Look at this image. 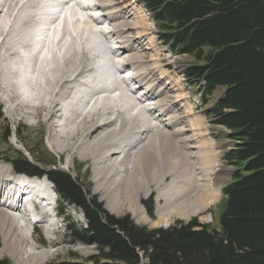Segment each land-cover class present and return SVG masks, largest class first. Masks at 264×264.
Returning a JSON list of instances; mask_svg holds the SVG:
<instances>
[{
    "label": "bare ground",
    "instance_id": "bare-ground-1",
    "mask_svg": "<svg viewBox=\"0 0 264 264\" xmlns=\"http://www.w3.org/2000/svg\"><path fill=\"white\" fill-rule=\"evenodd\" d=\"M32 1H17L21 11L16 9L19 17L14 14L16 19L23 22L19 19L11 21L15 22L13 25L17 24L14 28L21 37L19 41H33L29 43L30 47L26 44L28 50L19 53L18 41L15 43L10 40L12 37L5 36L9 38L6 45L14 42L4 50L8 56L0 62V67H3V78L0 80L11 86L3 92L10 102L5 101L10 104L6 108L7 118L18 126L27 121L26 124L36 125V128L47 127L51 146L65 158L67 165L74 166L76 161L86 163L90 170L92 191L111 214H119L123 207H127L132 217H140L139 220L145 223L147 220L139 204L153 196L156 225L167 228L165 225L174 219L187 220L192 217L210 221L208 212L219 198L226 171L218 163L213 140L207 137L199 122H194L189 96L173 78L174 71L169 69V64L160 62L159 56L148 54L152 47L148 34L154 28L142 18L139 23L130 21L137 18L136 14H141L134 8L137 1L94 0L91 4L90 0H64L65 5L78 7L82 17L70 23L79 12L69 9V18L62 21L60 29L59 26L53 28L58 31L54 34L51 33L53 29L49 34H44L46 29L43 27H48L49 18L44 12L42 0H36L38 3L34 8ZM97 10L98 14L95 13ZM7 16H10L9 13ZM30 18L38 23H32L29 30L27 22ZM3 19L5 25L7 18ZM64 21L69 22V28L72 26V32L73 28L78 27L76 31L81 35L87 28L89 35L109 36L113 44L107 48L112 56L110 63L108 57L106 61L97 60L88 43L92 40L82 39L80 45L75 43L78 46H74L71 39L73 45L66 44L63 52L59 50L61 55L52 53L56 50L55 34L60 33L67 24L63 25ZM4 25L0 23L2 28ZM103 26L107 31L101 28ZM11 32L16 37V32ZM67 33L69 35L63 37L66 41L63 45L72 35L71 32ZM37 34L51 38L49 43L46 39L44 45L39 44ZM91 37L87 38L90 40ZM63 38H60L61 43ZM105 43L107 47L109 44L107 41ZM44 46L52 50L51 57ZM1 47L4 49V46ZM58 47L61 49L62 46ZM1 54L3 58L4 53ZM145 55H148V59H145ZM109 68L112 72H108ZM127 71L130 75L124 78ZM156 74L158 79L155 78ZM2 83L0 81V90L5 85L1 88ZM110 91H116L118 95L108 99L95 97L98 93L107 94ZM1 98L0 108L4 99ZM1 115L5 120L6 114L0 110ZM5 128L7 130V126ZM9 169L4 161H0V189L9 183L5 179ZM45 187L44 184L40 185L34 196H45ZM25 198L20 194L19 202L7 204L0 196V256L7 251L14 264H42L52 259L54 253L41 250L46 244L45 240L34 238L31 234L28 238L24 237V228L29 223V204ZM61 213L59 207L49 211L39 208L37 213L40 218L37 224H42V227L35 228L52 235V245L62 244L56 238L52 239L54 234H59Z\"/></svg>",
    "mask_w": 264,
    "mask_h": 264
},
{
    "label": "trees",
    "instance_id": "trees-1",
    "mask_svg": "<svg viewBox=\"0 0 264 264\" xmlns=\"http://www.w3.org/2000/svg\"><path fill=\"white\" fill-rule=\"evenodd\" d=\"M142 5L170 52L194 60L183 75L203 104L221 93L204 112L227 130L232 143L223 156L232 171L222 190L218 229L195 220L167 229L137 227L128 217L109 216L77 180L50 170L46 158L40 162L44 167L22 156L6 161L18 173L46 175L61 203L82 211L85 227L68 229L76 242L95 246L99 254L91 264H264V0H143Z\"/></svg>",
    "mask_w": 264,
    "mask_h": 264
},
{
    "label": "rangeland",
    "instance_id": "rangeland-1",
    "mask_svg": "<svg viewBox=\"0 0 264 264\" xmlns=\"http://www.w3.org/2000/svg\"><path fill=\"white\" fill-rule=\"evenodd\" d=\"M1 4H0V23L1 25H4V22L2 23V16L4 17V19H6V22H5V27L2 28L1 27V31H0V62H3L1 61L2 59L4 60V58L6 57V53L4 52V50L6 51L7 48L10 47L12 41H14L16 44H17V49L20 53V51L23 53V51L25 50H28V48L30 47V44H32L33 41H26L25 43V40H21L19 41L18 38H21L20 36L17 35V32H16V28H14V26H16L17 24H14L15 22H11L12 20H18L19 18L16 19V15L18 16L17 12H19L18 10L21 9L20 6H18V2L20 0H0ZM7 1V3H6ZM13 1V2H12ZM18 1V2H17ZM38 1V0H37ZM34 0L31 2L33 4V8L36 7L34 5H37V2ZM40 1V0H39ZM91 4H93L92 2H95L94 0H90ZM134 1H137L136 2V5H134V8L136 11H139V13H141L140 15L139 14H136L135 16H137V18L135 19H131L130 21L133 23V22H138L139 23V20L142 18L144 19L151 27H153V24H152V21L150 19V17L148 16L147 12L144 11V9L141 7V5L139 4L140 2H138L139 0H134ZM13 3V4H10V3ZM37 2V3H36ZM17 3V4H16ZM31 3H30V6H31ZM2 5V6H1ZM8 5V6H7ZM13 7H12V6ZM5 6L8 7L5 9ZM11 9H10V7ZM16 6V8H15ZM19 8V9H18ZM31 8V10L33 9ZM8 9V10H7ZM12 10V12L10 10ZM16 9H18L16 11ZM21 11V10H20ZM81 11V10H80ZM9 13L10 16H5L2 15L3 13ZM83 12H86L85 10H83ZM98 10L95 12L96 14H98ZM12 13V14H11ZM16 15H15V14ZM14 14V16H13ZM32 14H35L34 12ZM81 14V15H79ZM87 14V12H86ZM85 14V15H86ZM83 14V16H85ZM6 17V18H5ZM19 17V16H18ZM82 17V13H78L75 15V19L73 18V22H70V23H75V20L76 18H81ZM14 18V19H13ZM3 19V21H4ZM31 19V20H30ZM29 21L27 22V25L29 27V30L30 28H32L31 26H33V24H37L38 22H33L34 18H30ZM49 20V19H48ZM47 20V21H48ZM19 21L23 22L22 20L19 19ZM17 21V22H19ZM38 21V20H37ZM21 22H19V24H21ZM33 23V24H32ZM67 23V24H66ZM69 22L67 21H64L63 25V32L61 30V35H57V34H60V33H57L55 34V39H54V49L56 50H51L52 53H57L59 55L61 50L64 49L66 47V44L68 45H73L72 41L74 42V46H78L76 44H79L80 45V40H88V41H91V42H88L92 48H93V54H96L95 56L98 57L97 60L99 61H105L102 60L103 57L101 56V51H102V48L104 47V43L105 41H107V43L109 45H107L106 47V43H105V48H104V51L109 54V57H108V61L110 63L111 61V54L109 53L108 49L111 45V47L113 46L112 44V40H110L109 36L106 35L105 38H103L104 36L103 35H100L97 36L98 37H95V34H92V35H89L88 31L84 28V32L87 31V33H82V35L79 33V31H76V29L78 27H76V29L74 30L73 28V32H72V26H70L71 28H69L68 26L70 24H68ZM12 24V25H10ZM7 25L9 26V28H14V29H11L12 31H15L16 33V37H17V40H16V37H13L11 33H14V32H11V30L7 27ZM25 24V26H27ZM43 25V24H42ZM41 25V26H42ZM44 25H45V22H44ZM11 26V27H10ZM13 26V27H12ZM27 27V28H28ZM68 27V28H67ZM106 26H103L101 28H104L103 30L107 31L105 29ZM96 28V27H95ZM154 28V27H153ZM3 29H4V32H3ZM9 29L10 30V34H9ZM69 29V31L67 30ZM71 29V30H70ZM80 29V28H79ZM94 29V28H93ZM67 30V31H66ZM78 30V29H77ZM98 30V29H97ZM102 30V29H100ZM57 30L53 29V32L51 33H56ZM96 31V30H94ZM3 32V33H2ZM58 32V31H57ZM67 32H71L70 34V44H69V41L68 43H65V45H63L64 43L63 42H66L65 41V34L67 35L68 33ZM77 32H78V35H77ZM93 32V30L91 31ZM2 33V34H1ZM4 34V35H3ZM8 34V35H7ZM14 34V35H15ZM52 34V35H53ZM74 34V36H73ZM88 34V35H86ZM50 35V37L52 36ZM69 35V34H68ZM80 35V36H79ZM129 35H132V34H129ZM150 35V36H149ZM5 36L7 37H12V41H10V44H7L9 46L6 45V43H8V39L9 38H5ZM34 36V34H33ZM72 36L75 38H72ZM83 36V38H81ZM92 36V37H91ZM148 38L150 39L151 41V51L148 52V54L150 53L151 55H157V57L159 58V61L162 62L163 64H169V69L172 70L173 72V78L175 80H177L181 87L184 89V93H187V96H189L188 98V102L190 104V106L193 108V111H194V122H199L198 124L203 128V131L207 133V137L210 139V140H213L214 142V145H215V148L217 149V153H218V163L222 165V168L225 169V173L223 175V183L221 184V187H220V195H219V198L216 200V203L214 206H212V208L209 210L208 214L210 216V221L208 222H205L203 221L202 219L200 218H197V217H192V218H189L187 220H180V219H174L172 220L168 225H165L168 227H171V226H174L177 222H182V223H189L191 222L192 220H195L198 224H201V226H204L205 224H209V225H206L208 226L210 229H218V218H219V212L220 210L222 209V204H223V196L221 194V190L222 188L228 184L229 182V179H230V175H231V171L232 169L230 167H228L222 160V156L224 154L225 151H227L229 149V147L231 146V141L228 140V138H226V131L222 128H219V127H214L212 126L211 124L208 123V119L206 117H204V110H206L208 107H210L214 102L215 100H217L218 97H220L221 93H216L214 96H212L209 100V102L207 103V106L206 107H201L200 103H201V100L200 98L198 97V95L192 90L190 89L184 82V79L182 78V68L186 67L187 65L191 64L193 62V60L189 57H186V56H173L171 54H169L167 48L163 47L159 42H158V39H157V35H156V30L153 29L150 31V34H148ZM35 37V36H34ZM87 37H91V39L89 40ZM95 37V38H93ZM102 37V38H101ZM5 38V39H4ZM15 38V40H14ZM59 38V40L57 39ZM60 38H63L64 40H62V43H61V39ZM79 38V39H78ZM81 38V39H80ZM93 38V39H92ZM4 39V40H3ZM7 39V40H6ZM35 38H33L34 40ZM51 38H47L48 40V43H49V40ZM57 39V40H56ZM72 39V41H71ZM74 39V40H73ZM110 43H109V41ZM153 39V40H152ZM3 40V41H2ZM79 40V41H77ZM104 40V41H103ZM76 41V42H75ZM6 42V43H5ZM14 42L12 44H14ZM21 42V44H19ZM25 43V44H24ZM30 43V44H29ZM76 43V44H75ZM86 43V42H85ZM93 43V44H92ZM154 43V44H153ZM24 44V45H23ZM28 44V45H26ZM5 45H6V48H5ZM20 45V46H18ZM26 45V47H25ZM48 45V44H47ZM57 47H56V46ZM67 45V46H68ZM1 46H4V49H2L3 47ZM24 46V48H23ZM58 46H62L61 49L60 47ZM19 47H22L19 48ZM28 47V48H27ZM45 47V46H44ZM48 46H46L45 50L47 51V48ZM43 48V47H41ZM58 49V51H57ZM60 50V52H59ZM154 50V51H153ZM17 51V53H18ZM51 51H49L48 49V53L50 54L49 57H51ZM59 52V53H58ZM63 52V50H62ZM1 53H4V57L1 58ZM154 53V54H153ZM8 56V55H7ZM147 58L145 59H148V55H145ZM14 58V57H12ZM17 58V57H16ZM110 59V60H109ZM20 60V59H19ZM20 62V61H19ZM108 63V64H109ZM3 64V63H1ZM171 64V66H170ZM2 66V65H0ZM2 68L3 67H0V70H1V73H0V78H3V75H2ZM133 71V70H132ZM134 73V71H133ZM132 74V72H131ZM158 74L155 75V78H159V76H157ZM1 83L3 82V80L1 79L0 80ZM5 84V85H4ZM7 84V87H5ZM4 85V86H3ZM3 86V88H2ZM1 89L0 90V93L2 92V94H0V98H4L5 97V90L8 88H11V86H8V83L6 82H3L2 85H1ZM186 91V92H185ZM2 95V96H1ZM4 96V97H3ZM1 98V99H2ZM7 100V101H6ZM9 102L8 99L5 97L3 99V104L0 108V110L6 114L5 116V120H4V116H0V158L2 159H5V158H8V157H17V156H22L23 158H26L28 161H30L32 164H36L37 166L39 167H44L46 166L47 164H41L40 162L44 160L46 161H43L45 163H50V170H57V171H61L67 175H69L72 179L74 180H77V182H79L80 184H82L84 186V190H85V194L90 198V199H93L94 201L97 202V204H100L103 211L106 212L109 216H112L113 218L115 219H120V218H125V217H128L130 218V220L133 222V224L137 227H144L148 230H155V229H164L166 227L162 226L160 224L159 225H156V214H155V207H156V202H155V199L153 196L147 198V199H144L142 202H140L141 204L140 207H141V211L144 213L143 216H145L146 218V222L144 223V221L142 220H139L140 217H132L129 210L127 209V207H123L121 213L119 214H111L104 206H105V203L100 201L99 199V196L95 195L92 191V182L90 180V170L87 169L86 167V163H82V162H78L76 161L75 165H67V163H65V158L59 154L56 153V151L54 150V148L51 146L50 144V140H49V132H48V128L47 127H44V128H36L35 126L36 125H28L26 124L27 121L25 123H21L19 126L18 124H14L11 122V120L9 118H7L8 116V113H7V109L10 107V102L6 104V102ZM5 105V107H4ZM9 105V107H8ZM7 108V109H6ZM5 110V112H4ZM11 118V117H10ZM197 121H196V120ZM32 121V120H31ZM33 122H35L33 120ZM7 123V124H6ZM5 126H7V130L5 128ZM31 126V127H30ZM28 151V152H27ZM31 153H36V155H31ZM49 159V160H47ZM42 160V161H41ZM80 163V164H79ZM66 165V166H65ZM10 168V167H9ZM10 172V170H8ZM59 210H61V216L58 220V230H59V234L61 233V235L59 234H54V238L52 237V239H55L56 238V241L58 242H62V244L60 245H52L50 244V240H51V237L52 235H48V232H34L33 234V237L34 238H37L39 240H45V245L42 247V251L43 252H53L54 255H53V258L46 261V262H43L42 264H49V263H53V262H57V261H61V260H74V261H77L78 263H81V264H91L90 260L94 257H96L99 253L97 252L95 246H88V245H83V244H80L78 242H76V239L70 234V231H68L67 229V226H73L74 228H79L80 226H82L84 223H85V219L83 218L82 216V213H81V210L80 209H77L76 207H74L73 205H62L60 204L59 206ZM39 228H41L42 224H37ZM34 230L31 229V227H28L26 226L24 228V231H23V234H24V237L28 238L29 234H31ZM45 233V235H44ZM47 234V235H46ZM44 235V236H43ZM58 237H57V236ZM49 236V237H48ZM49 239V240H48ZM64 240V241H63ZM59 246V248H58ZM40 251V252H42ZM86 253V254H85ZM88 256V257H87ZM0 261H7L8 264H14V261L13 259L9 256V254L7 253V251H5L4 253H2V255L0 256Z\"/></svg>",
    "mask_w": 264,
    "mask_h": 264
}]
</instances>
